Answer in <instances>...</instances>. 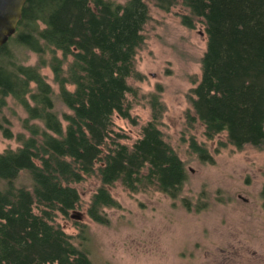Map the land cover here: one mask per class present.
I'll return each instance as SVG.
<instances>
[{
	"label": "trees",
	"instance_id": "1",
	"mask_svg": "<svg viewBox=\"0 0 264 264\" xmlns=\"http://www.w3.org/2000/svg\"><path fill=\"white\" fill-rule=\"evenodd\" d=\"M151 1L164 12L182 3L206 26L208 47L201 81L191 91L195 114L189 120L203 124L208 140L227 133L239 150L264 148V0ZM149 20L147 0L25 1L15 32L0 46V106L9 97L16 100L27 113L23 127L30 134L18 137V150L0 153V264H93L54 224L81 201L73 185L92 176L101 184L88 215L101 224L109 222L104 209L118 207L108 190L115 183L133 193L153 188L172 199L181 194L188 173L157 127V97L152 120L132 146L114 130L115 114L132 120L129 96L137 92L128 80L140 77L135 59ZM183 23L193 26L191 17ZM20 50L37 54L38 62L26 65ZM46 66L71 111L63 115L66 127L41 74ZM6 124L0 118V134L12 139ZM191 149L211 161L196 142ZM23 171L32 177L31 189L14 184Z\"/></svg>",
	"mask_w": 264,
	"mask_h": 264
},
{
	"label": "rangeland",
	"instance_id": "2",
	"mask_svg": "<svg viewBox=\"0 0 264 264\" xmlns=\"http://www.w3.org/2000/svg\"><path fill=\"white\" fill-rule=\"evenodd\" d=\"M110 1L125 4L128 0ZM147 2L150 20L135 59L140 77L128 80L137 92L129 96L132 120L115 114L114 130L125 135L122 143L132 146L152 120L157 97L161 108L157 127L185 163L188 180L177 199L153 188L133 193L115 183L108 190L118 207L105 208L109 222L101 224L88 215L101 184L92 176L73 185L81 201L68 217L58 215L54 224L72 237L93 264H264V148L239 150L228 142L227 133L208 140L203 124L189 120L195 114L191 91L201 81L208 47L206 26L182 3L164 12ZM184 17H191L192 27L183 23ZM18 57H27L29 66L39 60L37 54L23 50ZM71 61L69 57L65 69ZM41 74L55 92L56 111L66 127L63 115L71 111L59 98L53 71L46 66ZM26 117L12 97L0 106V118L8 120L6 127L14 135L7 139L0 134V153L18 150L22 147L18 137L30 136L23 127ZM193 141L207 150L211 161L200 159L191 149ZM14 184L31 189L32 177L23 171Z\"/></svg>",
	"mask_w": 264,
	"mask_h": 264
},
{
	"label": "water",
	"instance_id": "3",
	"mask_svg": "<svg viewBox=\"0 0 264 264\" xmlns=\"http://www.w3.org/2000/svg\"><path fill=\"white\" fill-rule=\"evenodd\" d=\"M26 0H0V46L15 32Z\"/></svg>",
	"mask_w": 264,
	"mask_h": 264
}]
</instances>
